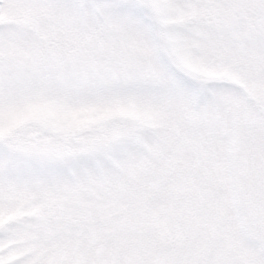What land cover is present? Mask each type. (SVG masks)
Returning <instances> with one entry per match:
<instances>
[{"label": "snow or ice", "instance_id": "snow-or-ice-1", "mask_svg": "<svg viewBox=\"0 0 264 264\" xmlns=\"http://www.w3.org/2000/svg\"><path fill=\"white\" fill-rule=\"evenodd\" d=\"M0 264H264V0H0Z\"/></svg>", "mask_w": 264, "mask_h": 264}]
</instances>
